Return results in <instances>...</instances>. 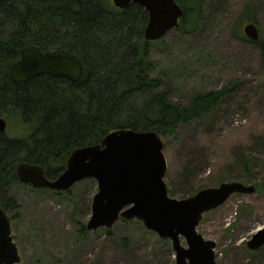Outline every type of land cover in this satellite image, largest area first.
Returning a JSON list of instances; mask_svg holds the SVG:
<instances>
[{
	"label": "rangeland",
	"instance_id": "1",
	"mask_svg": "<svg viewBox=\"0 0 264 264\" xmlns=\"http://www.w3.org/2000/svg\"><path fill=\"white\" fill-rule=\"evenodd\" d=\"M246 8L257 17L254 24L264 41V0H207L204 21L194 33L173 30L148 50V60L156 67L150 76L163 82L171 102L187 106L192 94L226 90L208 117L180 123L163 137L170 197L188 198L219 186L221 179L255 186L252 175L260 184L255 194L233 195L203 216L198 231L217 244V264H264V247L255 252L247 247L264 229V60L260 48L245 36L249 23L240 24ZM6 118L8 134L24 132L20 120ZM88 180L94 183L76 189L74 199L65 192L19 185L9 191L25 217L13 222L21 264H175L171 241L160 239L139 221L119 220L111 237L100 229L87 231L79 241L77 231L88 223L97 193L96 181ZM26 220L38 228V242ZM182 244L186 246L184 240Z\"/></svg>",
	"mask_w": 264,
	"mask_h": 264
},
{
	"label": "trees",
	"instance_id": "2",
	"mask_svg": "<svg viewBox=\"0 0 264 264\" xmlns=\"http://www.w3.org/2000/svg\"><path fill=\"white\" fill-rule=\"evenodd\" d=\"M174 1L183 10L174 30L191 35L204 21L207 0ZM256 18L246 8L240 24L256 23ZM147 23L143 7L132 4L119 10L112 0H0V115L25 126L21 135L0 134V206L10 215L12 228L13 222L25 217L9 191L16 185L34 190L19 181L18 165L41 166L53 180L65 170L75 149L101 143L110 131H154L165 138L180 123L215 111L226 90L192 94L190 104L181 106L170 101L171 92L161 88V80L151 78L156 67L148 60V50L164 38L147 42ZM251 43L260 48L264 60V41L259 38ZM26 48L78 60L83 67L80 81L49 74L14 82L10 68ZM243 167L248 170L246 158ZM251 179L258 189L260 184L252 175ZM88 182L94 183L83 181L64 195L76 198L74 191ZM224 182L221 179L218 184ZM25 223L38 242V228L31 221ZM80 226L79 241L87 233L86 225ZM122 241L129 244L127 238Z\"/></svg>",
	"mask_w": 264,
	"mask_h": 264
},
{
	"label": "water",
	"instance_id": "3",
	"mask_svg": "<svg viewBox=\"0 0 264 264\" xmlns=\"http://www.w3.org/2000/svg\"><path fill=\"white\" fill-rule=\"evenodd\" d=\"M112 1L119 9H126L133 3L148 11L149 21L144 31L147 42L165 38L179 27L183 16L182 8L174 0ZM244 33L253 42L260 38L254 23L246 25ZM48 74L77 83L83 67L66 54L26 48L10 68L12 80L19 84ZM6 130L7 121L0 118V134H5ZM164 149V138L154 131L117 129L107 133L99 144L75 149L66 161L65 170L56 179H49L43 167L26 163L18 165L16 175L21 183L33 189L59 193L93 179L97 183V193L92 200L87 231L111 230L119 220L139 221L160 239L171 241L175 264H217V244L206 240L198 231L203 216L223 206L233 195L255 194L256 188L231 181L202 189L185 199H174L165 182ZM247 247L251 251L264 247V229L251 237ZM21 263L12 219L0 206V264Z\"/></svg>",
	"mask_w": 264,
	"mask_h": 264
},
{
	"label": "flooded vegetation",
	"instance_id": "4",
	"mask_svg": "<svg viewBox=\"0 0 264 264\" xmlns=\"http://www.w3.org/2000/svg\"><path fill=\"white\" fill-rule=\"evenodd\" d=\"M112 3H113V1H112ZM133 4V3H132ZM132 4H130L129 6H131ZM114 5V4H113ZM135 5H138V4H135ZM128 6V7H129ZM140 6V5H139ZM127 7V8H128ZM142 7V6H141ZM144 8V7H143ZM117 9H119V8H117ZM145 9V8H144ZM119 10H124V9H119ZM146 10V9H145ZM147 11V10H146ZM148 12V11H147ZM148 21H149V13H148ZM148 24V23H147ZM45 53V52H44ZM49 75V74H48ZM43 76H46V75H43ZM11 77V76H10ZM0 118H4L6 121H7V118L4 116V115H0ZM7 130H8V121H7ZM7 130H6V133L5 134H7Z\"/></svg>",
	"mask_w": 264,
	"mask_h": 264
}]
</instances>
